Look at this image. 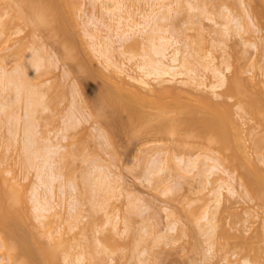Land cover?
Instances as JSON below:
<instances>
[{"label": "rangeland", "instance_id": "374dc122", "mask_svg": "<svg viewBox=\"0 0 264 264\" xmlns=\"http://www.w3.org/2000/svg\"><path fill=\"white\" fill-rule=\"evenodd\" d=\"M19 1L0 0V66L8 75L20 74L26 87L35 86L32 94L35 103L33 111L28 112L32 114L29 118L23 114L26 112L23 111L25 101L23 98L19 100L21 102L14 101L11 86L0 91V106L5 104V109L0 111V170L3 178L14 183L10 182V185L14 186L11 190L16 197L23 195L26 198L27 210L23 214L30 216L24 217L22 220H27L17 222L13 228L16 229L15 236H18L15 240L28 239L26 242L32 246L28 231L33 229L36 232L42 248L46 246L55 254L54 260L48 257L38 264H78L76 259L80 255L83 264H242L243 259L251 264H264V205L259 197H253L255 194L245 193L238 183H235L238 186L235 185L236 195L222 192L221 204L213 217L216 230L212 233L214 244H211V231L207 224L211 214L205 217V212H216L211 192L216 182L208 185L203 182L208 174L201 176L198 173H206L207 166L211 165L210 161L205 162L208 158L217 161L221 171L224 169L234 175L244 172L241 169L238 172L232 164L231 145L228 150H220V146L218 150L212 134L211 139L210 133L199 134L202 120L216 119L218 110L205 107L201 94L175 93L173 90L170 92L171 89L167 90L168 93L166 89L162 92L150 81L155 89L142 92V95L139 93L141 97L121 91L122 96L140 107L148 121L147 130L150 132L140 134L138 130H131L123 114L124 121H121L120 112L109 98L106 102L101 92L103 81L105 85L110 82L95 74L97 69L103 71L105 68L102 59L109 55L117 65L126 64L135 69L133 75L141 74L135 65H142L148 59L144 56L149 50L151 53L152 47L147 37L153 38L154 35L149 32L145 35L131 34L129 40L120 39V45L115 35L117 18L106 11L111 9L110 0H54L50 12H46L50 13L49 16H44V13L38 23L33 20L36 17L28 7L33 1L29 4L27 1L24 3L25 0ZM169 4H172L171 10L166 7ZM123 5L124 14L135 16L136 20L142 15H156V25L169 31L164 36L173 34L179 40L180 59L192 55L190 59L195 74L201 75L197 58L208 53L216 59L215 65L228 67L224 86L218 93L227 102L231 113L241 116L242 120L237 122L242 127L241 135L245 137L241 138L244 139L245 150L259 167L264 168V112L259 116L250 110H237L240 101L249 98L246 93L251 90L247 95L252 94L251 82L256 84L258 81V89H254L258 90L257 94H261L264 102V0H123ZM24 6L26 11L23 9V12ZM234 21L249 24L251 31L247 34L243 27L237 30ZM228 23L230 30L227 34L222 28ZM91 36H96L100 45L103 42L101 49L108 45V54L107 48L102 50L106 52L103 58L96 57V52L90 48ZM253 42L258 46L256 51L249 46ZM154 44L158 43L154 41ZM69 50L71 55L74 53L73 58L66 56ZM152 53L148 57H154ZM33 60L38 61V70L32 69ZM94 64L96 69L93 67V70L91 66ZM31 70L35 72L30 73ZM105 73L108 74L107 71ZM236 77L241 79V92L245 93L242 99L234 95L231 88L228 89ZM99 81L100 86L97 84ZM110 86H115L112 80ZM153 102L162 105L154 106ZM12 105L14 107H10ZM70 115L80 120L68 127L66 117L69 119ZM157 116L175 119V122L178 120L176 125L179 128L174 129L173 134L152 131L151 127L158 125ZM26 123L34 133L30 136L34 137L31 141L35 145L31 149L41 151L42 148L44 152L45 148L53 146L55 149L54 146L58 145L56 150L59 152L53 155V160L55 173L62 179L53 184L50 203L54 208L48 214L50 217L42 221L43 224L36 220L29 200L30 191L38 180L36 168L30 167L26 161L27 153L22 149L25 144L22 130H26ZM188 162L198 169L192 170ZM220 176L223 175L219 172L209 176V181ZM59 185L70 195L65 193L61 197ZM41 194L44 195L43 192ZM250 214L251 218L247 216ZM72 216H77L76 221L71 219ZM38 245L35 243L30 247L34 252L33 256L30 253L31 259L21 258L29 262L42 259L38 257ZM14 254L9 246H4L0 249V264H20L23 259L19 260L20 255L17 259V254Z\"/></svg>", "mask_w": 264, "mask_h": 264}, {"label": "bare ground", "instance_id": "6f19581e", "mask_svg": "<svg viewBox=\"0 0 264 264\" xmlns=\"http://www.w3.org/2000/svg\"><path fill=\"white\" fill-rule=\"evenodd\" d=\"M26 1L28 2V4L32 3L30 1H33V3L35 4V6H32V4H33L32 3L31 6L29 5L28 7H30V10L34 14V17H36V18H33V20H36V22L40 21V18H41V16L44 13H46L47 11L50 12L52 4L55 3L54 0H25L24 3H26ZM156 1L157 0H155V2ZM160 1H162V0H160ZM110 3L112 4L111 9H107L106 11H108L111 14V16L117 18V21H116L117 26H116V31H115L116 34L115 35L119 38L118 42L120 41V39H123V40H127L128 39L129 40V38H130L129 35L131 36V34L137 33V34L145 35L148 32H149V34L152 33L150 35L151 36L154 35V37L153 38L152 37H147V38L149 39L148 40L149 44L151 43L150 44L151 47H152L151 53L153 52L152 54L156 58L153 59L154 57H152V58L148 57L149 56L148 54H151V53H148L150 50L149 51L147 50L148 51V52L146 51L147 55L145 53L144 57H146L148 59L143 57V59H146L145 63L143 62L142 65L140 64L138 66L135 65L136 68L138 69V71L141 74L133 75L132 73L135 72V69H133L131 66L129 67V65L126 66V64L117 65L115 62H113L108 57L109 55L108 56L105 55L106 52H107V54L109 52L108 45H107V47H106V45H104L105 47L103 46V49L107 48L105 50L106 52L102 51L103 49H101L102 48L101 45H102L103 42L100 45V43L97 41L96 36L95 37L91 36L90 37L91 38L90 42H92L91 43L92 45L91 44L90 45L92 47H90V48L94 49V52H96V54H97L96 57L98 56V57L101 58L102 56L103 57L106 56V57H104L105 60H103L104 58L102 57L103 58L102 62L104 61V67H105L104 70L107 71V73L109 75L106 74L104 70H103L104 71L103 72L101 69L100 70L97 69L95 71V74H98L96 76H98V77L100 76L104 80H106V78H107V80L108 79L110 80V82L108 83L109 85H105L106 83L104 84L103 80H100L101 82L103 81L102 84L100 83V81L97 83V84L100 83L102 85L101 86V92L105 96L106 102H107V98H109L110 101L112 102L113 106L118 110V111L117 110L116 111L120 112L119 116H121V114H123L124 119L126 120L128 125H130L132 127L131 130H133L134 132H136L138 130L140 134L141 133L144 134V133L150 132V129H149V131L147 130L148 129V126H147L148 125L147 124L148 121H147V119L140 112V107L137 104H135L133 101H131L130 99L126 98L125 96H122L121 95L122 94L121 91H123V90L127 91V92H129L128 94L133 95V97H135L137 95L139 97H141L140 95H142V92H151V91H153L155 89V86H153L152 83L150 82V81H153L154 82L153 84H155L158 87L159 91L163 90L162 92H165V89H166V92L168 93V91L171 89L170 92L173 90L174 92L176 91L175 93H177V91H178V93H181L180 91H184V92H187V93L191 92L189 94H193V93L201 94L202 95L201 99H202V102H203L204 106L207 107V108H212V107L216 108L218 110V115H215L216 119L214 117H212L213 119L210 118V120H208L209 118L206 121H205V119L202 120L201 126H200V123H199V126H200V131L198 130L200 132L199 134H203V132L210 133V134H208L210 136V139H211V136L213 135L214 138L212 137V139H214L213 141H215V143H217V145H218L216 149H218L219 146L221 147V148H219L220 150H222V148L223 149L224 148L227 149L231 145L230 146V150L231 151L233 150L232 151L233 154L231 156H233L232 164L233 163L235 164V165L233 164L234 168H237L238 172H239L240 169L244 170V172L240 171L239 173H237V175H234L233 173H229L227 170H224V169L221 171L220 170V164L217 161H215L213 159L211 160L210 158L205 160V162L210 161L211 165L207 166L208 168L206 169L207 171H205L206 173H204L202 171L203 174H201L202 173L201 172V173H198V175L200 174L202 176L204 174L205 175L208 174V175H206V178H205L206 181L205 180L203 181V182H205L207 184L208 183L213 184L214 182H216V187L211 191L212 195L214 197V200H213L214 201L213 202L214 203V205H213L214 207H213V209L216 210V208H218L219 204H221L220 200H222L221 196H223V194H222L223 191L228 193V194H230V195H236V193H238V190L236 189L238 186L240 188L242 187V189L245 190V193H247V194L248 193L251 194V195L255 194V195H253V197L254 196H257V198L259 197L258 199H260L262 201L263 205H264V168L259 167L256 164L255 160L251 157V155L248 152H246V150H245L246 147L244 146V144H245L244 141H243L244 139L243 140L241 139L242 137L243 138H245V137L242 136L243 134L241 135V132L243 133V131L241 130L242 127L240 128L241 125H239V122H237L239 119H241V116L239 115V113H235L233 115L231 113V111H230V107L227 105V102L225 100H223L221 98V96H220V93H218L219 90H221L223 88V86H224V83H225V72L228 69V67L226 66L225 68H223V67L219 66L221 64H219V65L216 64L215 65L214 62H216L215 61L216 59L213 57V55L211 53H208V54H206V55H204L202 57H198L199 59L197 58V60H198L197 64H198V67L201 69V75H199L198 73L195 74L194 72H196V71L193 68V62H191V59H190V58H192V55H191V57H189L190 56L189 55L188 56L189 58H185L184 57L182 59V57H181L182 60L180 59V51H179L180 49H178V46L180 45L179 40L177 39L176 36L173 37V34H169L168 37L164 36L169 31L166 30V29H162L160 26L156 25V22H157L156 21L157 20L156 15H154V14H153V16H151L152 14L150 16L149 15L148 16L147 15H144V16L142 15V16H140V18L138 17L139 20H136L135 16H134V18H135L134 19L133 17L128 15V13L127 14L125 13L126 15L124 14L125 6L123 5V0H110ZM62 4H63V2H62ZM171 5L172 4H169V5L166 6L168 8V10L171 8ZM25 8L26 7L24 6L21 10L23 11V9H25ZM55 10L56 9H54V11ZM71 10L72 9H70V11ZM164 10H166V9H164ZM25 11H26V9H25ZM70 11L68 10V12H70ZM125 11H127V10L125 9ZM71 13H70V16H71ZM152 13H153V11H152ZM25 14H27V13H24V15ZM49 14L50 13H46L44 16H46V15L49 16ZM148 14H150V13H148ZM70 16H68V18ZM24 17H26V16H24ZM27 18H25V19H27ZM45 18H47V17H45ZM50 20H52V17L50 18ZM70 20L72 21L73 19H71V17H70ZM29 21H31V20H29ZM235 24H236L235 28L237 30H239L240 28L243 27L245 33L248 34V32L251 31V30H249V29H251V26L249 24H246V23L241 24V22H238V21H237V23L235 22ZM149 26H150V28H148ZM223 26H225V25H223ZM227 26H229V23H228V25L226 24V26L224 28H222V31L226 29V31H224V32H226V33L229 32L230 29H228ZM58 28L59 27H57V29ZM147 28H148V31H146ZM222 31H221V33H222ZM230 33H231V31H230ZM225 34H223V35H225ZM139 37H140V35H139ZM124 38H126V39H124ZM154 41H156L158 44H154ZM124 42H126V41H124ZM106 44H109V43H106ZM121 44L122 43L120 41V45ZM109 45H111V44H109ZM217 46H218V44H217ZM217 46H215V47H217ZM249 46L252 47L253 49H255L254 51H256L257 48H258L257 44H255L254 42L250 43ZM109 47L111 48V46H109ZM122 47H124V46L122 45ZM63 49L65 51L64 47H63ZM70 49H71V47H70ZM118 49H120V47ZM66 50H68V49H66ZM168 50H170V51H168ZM123 51H122V53L124 54ZM126 52H125V55H127ZM257 53H258V51H257ZM72 55L70 54V50L66 52V56L67 57H72ZM125 55H123V56H125ZM75 56L77 57V55H75ZM130 58H132V57H130ZM130 58H128L129 59L128 62H130ZM27 62H28V60H27ZM37 62H38L37 60L36 61H34V60L32 61L31 65H32V69L33 70H38L37 68H39V67H38ZM220 63H221V61H220ZM91 67L94 70L95 64H94V66L92 65ZM101 67L103 68V66H101ZM33 72H35V71H32L30 73H33ZM90 72H89V74H91ZM8 74H6V72L4 71V68L0 66V91H4L5 89L7 90V87L10 88V86H11L13 88V90H14L13 91L14 92V98H15L14 101L16 100L15 102H17V101H19L22 98H23V101H25V105H24L25 109L23 111H26L25 112L26 114L24 112H23V114L25 115V118H29V115H30L31 111H33L32 109L34 108L32 105H33V103H35V102H33L34 100L32 99V96H33L32 94L35 92V90H34L35 86L34 87H31V86L28 87L27 86L26 87L25 83L23 82V78H21L20 74H18V73L17 74L11 73V75L13 74L12 76L8 75ZM27 77H28V75H27ZM30 78H32V76H30ZM237 78L238 77H236L234 82L233 81L231 82V84L229 85L230 87L228 89L231 88L232 92H234V95L237 94L236 96H239V97L241 96V99H242V96L245 97V93H244V91L241 92L242 91L241 88H243L241 86V79L239 78L240 80L238 79L239 80L238 81ZM25 80H27V79L25 78ZM98 80H99V78H98ZM111 80L114 82L115 86H110ZM251 83H252L251 84V86H252V94H250V96H248L249 92H251V90L246 93V97L247 98L249 97V98L246 101L245 100L244 101H240L241 103H240L239 107H237V110L239 112L241 110H242L241 112H243L244 109H245V112L250 110V112L251 111L255 112L256 114H258L260 116V114H263L262 112H264L263 111L264 110V102L261 100L262 99V97L260 96L261 94L258 95L259 92L257 94L258 90L256 91V89H254V88H257L256 84H258V81L256 82V84H253L255 82H251ZM100 84H99V86H100ZM93 85H94V83H93ZM99 86H97L98 89H99ZM249 89H251L250 86H249ZM246 91H248V89ZM99 92H100V90H99ZM139 93H140V95H139ZM74 95H75V93H74ZM130 95H129V97H130ZM104 96H102V97L104 98ZM258 96H260L261 98H259ZM103 101H105V100H103ZM19 102H21V101H19ZM111 102H109V104ZM103 103H105V102H103ZM153 104H154V102H153ZM153 104L151 103V105H153ZM159 104H160V106H159ZM159 104L158 103H157V105L154 104V106L161 107L162 104L161 103H159ZM3 105H5V104H1L0 111L1 110L3 111L5 109V107H3ZM13 105L10 106V107H14ZM34 106H35V104H34ZM12 111L13 110H11V112ZM113 111H114V109H113ZM28 112H30V113H28ZM3 113H1L2 116H4ZM7 113H5V114H7ZM69 113H68V115H69ZM79 113H81V112H79ZM8 114H10V113H8ZM11 114H13V113H11ZM9 116L7 115V117H9ZM12 116H14V115H12ZM123 116H121V121H124ZM17 117L19 118L18 115H17ZM9 118H11V117H9ZM67 118L68 117H66V123H67V120H68V124H69L68 127L73 125L72 122H75L76 120L77 121L80 120L79 118L75 117L74 115H70L69 119H67ZM235 118H237V120H235ZM3 119H5V118H3ZM156 119H157L156 122L158 123V125L156 127H154V128L151 127V130L154 131V132H158V133L161 132L162 134H163V132H165L167 134L168 133L169 134H173V133H175V132H173V130L177 129V127L179 128V126L176 125V124L179 123V122L176 123L178 120L175 122L174 121L175 119L172 120V119H169V118H165L163 116H157ZM263 119H264V115H263ZM26 120H28V119H26ZM26 120H23V121H25V122L29 121L28 123H31L30 120H28V121H26ZM17 121H18V119H17ZM20 121H21V117H20ZM4 122L7 124L8 121H4ZM11 122H12V120H11ZM190 124H191V122H190ZM190 124H189V126H190ZM10 125H8V126L11 127ZM22 125L23 126H27L28 125L25 128L26 130H24V131L22 130V133H25V134H23V136H24L23 140H25V142H24L25 144L23 143L25 150H24V148H22L23 151L24 152L26 151V153H27V156H26L27 160H26V158H25V160L28 161V164L31 165L30 167L32 169L36 168V172H37L36 177H37V180H38V183L34 184L35 186H33V188L30 191L29 200L31 201V206H32L31 209H32V211L35 214L36 220L38 219L37 221H39L40 224H43L44 220H47V218L50 217V216H48V214L54 208V206H52L51 203H50V199L52 198V194H53V190H54L53 189V184H55L56 181H61V179H62L61 178L62 176H59V175H57L55 173V167H54V165H55L54 163L55 162L53 160V158H54L53 155L55 156V155H57L56 153L59 152L58 149L56 150L58 145L56 144L57 146H54V148L56 147L55 149L52 148L53 146L52 147H47V145H46V147L48 149L45 148L46 150L44 152H43L44 149L39 147L43 153H41V151H39V150H38L39 152L36 151V148H35V150L31 149L32 146H35L33 144L34 141L33 140H32L33 142L31 141V138H34V137H30L31 135L34 134V133H32V127L30 129V125L29 124H27V125L22 124ZM13 126H12V128H13ZM28 127H29V129H28ZM66 127H67V124H66ZM13 130H14V128L12 129V132H13ZM30 133H32V134H30ZM131 133H133V132H131ZM138 134H135V135H138ZM176 134H178V133H176ZM10 135H11V131H10ZM10 137H12V136H10ZM199 137H200V135H199ZM10 139L11 138H9V141H10ZM21 143H22V141H21ZM21 146H23V145H21ZM59 149H60V147H59ZM230 150H229V152H230ZM226 151H224V152H226ZM60 153L58 155L59 157H61ZM23 156H24V154H23ZM59 163H60V161H59ZM205 164H207V163H205ZM188 165H189V162H188ZM191 165H189V166L192 167L191 168L192 170L198 169L195 166V164L191 163ZM33 166H35V167H33ZM263 166H264V164H263ZM27 167H29V165ZM161 170L163 171V169H160V171ZM190 172H192V171H190ZM218 172L221 173V175H223V176H220L218 179H214L213 181L212 180L209 181V176L215 175ZM3 177H4L3 173L0 170V249H2L4 246H9V249L11 248V250H13L14 253L17 254V256H16V254H14V256H16L17 259L19 257L18 255H20V257H19L20 259L19 260H21L23 258L25 259V257H27V258L30 257V259H31V254L30 253H32V256H33L34 252L30 251V247H32L33 244L36 243V245L40 244V246L38 245V247H37V248H39L38 257L41 256L42 259H39V261H38L37 260V256L35 254L37 262H34V261L31 262L32 260H30V259H29L30 260V262H29V261H27V259L26 260L23 259V260H21L20 264H38V262L40 263V260L46 261L48 257H49V260L50 259L52 260L54 253L52 251L49 252L50 250H47L45 248L46 246L43 247L44 249L42 248L43 245L41 246V242H39V239H37L38 235L36 234V232H34L33 229L31 231H33L36 235H34L33 232L28 231L29 235H30L29 238H30V240H32L31 241L32 244L30 243L32 246H30L28 244L29 241L26 242L28 239L26 241H21V240H19L20 238L18 239L19 241L15 240V238L16 237L18 238V236H15L14 231L16 229L14 230L13 228L14 227L16 228L17 222L26 221L27 219L26 220H22V219H24V217H26L27 215L29 216L28 213L25 216L24 215L25 213L23 212V211L26 212V210H27V209H25L26 208V198L23 195H20V196L16 197L17 195H15L14 191H13L14 190V186L10 185V182L12 184H14V183L12 182L11 179L8 182V180H6ZM12 179H14V177ZM98 181H99V179H98ZM233 183H234V185H233ZM235 183L236 184L238 183V186ZM107 184L109 185V183H107ZM5 185H7V186H5ZM63 185L65 186L66 183L65 184L63 183ZM99 185H102V184H99ZM235 185L237 187H235ZM4 186L7 187V189L8 188H10V189L7 190V189L4 188ZM59 186H60L59 190H61L60 193L62 192L61 193V195H62L61 197H64L65 193H67L68 191L65 189L67 191V192H65L64 190H62L64 187L62 186L63 188L61 189V185H59ZM117 188H118V186H117ZM11 189H13V190H11ZM109 189H111V188H109ZM109 189H108V191H109ZM41 192H43L44 195L41 194ZM247 194H245V195H247ZM67 195H70V194L67 193L66 196ZM215 213H217V210H216V212H213V213L211 211L205 212V217L207 216V214H208V216L211 214V216H210L211 219L208 218V221H207L208 227H209V229L211 231V237H212L211 238V241H212L211 244H214L213 243L214 241H213L212 233L216 230L215 229V223L216 222L215 223L213 222V217H215L214 216ZM22 215H24V216H22ZM51 216H53V215H51ZM247 216L248 217L250 216V218L252 217L251 214L247 215ZM75 217H77V216H75ZM75 217L72 216L71 219L76 221ZM28 218H30V216ZM24 239H26V238L24 237ZM211 247H212V245H210V249H211ZM54 256H55V254H54ZM21 257H23V258H21ZM50 257H52V258H50ZM82 258L83 257H81V255H80L76 259L78 264H83V259ZM41 264H43V263H41ZM242 264H251V263H249V261L243 259V263Z\"/></svg>", "mask_w": 264, "mask_h": 264}]
</instances>
